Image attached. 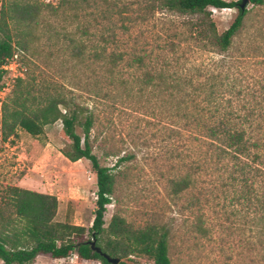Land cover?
<instances>
[{"label": "rangeland", "instance_id": "1", "mask_svg": "<svg viewBox=\"0 0 264 264\" xmlns=\"http://www.w3.org/2000/svg\"><path fill=\"white\" fill-rule=\"evenodd\" d=\"M9 1L0 0V13ZM31 1L57 6L62 0ZM81 1L95 16L116 6L108 12L112 19L100 20L105 32L117 31L118 45L111 48L128 58L147 50L160 55L170 41L182 44L173 56V69L194 80V86L180 96L140 87L134 79L140 75L137 68L126 67L115 78L100 62H80L65 36L78 23L76 9L69 6L58 16L46 9L40 28L33 29L29 52L14 57L17 73L55 81L63 93L95 108L94 153L118 176L116 194L105 213L106 226L115 213L138 227L149 222L167 225L174 264H264V5H248L243 31L231 50L221 55L206 51L204 43L191 38L190 16L169 12L159 3L151 7L154 0ZM123 7L121 16L118 10ZM209 9L220 32L238 15L237 8ZM12 29L16 41L21 33L15 25ZM13 74L6 72L1 81L2 99L12 93ZM206 79L220 90L211 102H206ZM198 81L204 92H199ZM95 93L101 99L91 97ZM231 108L248 121L253 140L259 143L255 151L261 159L245 161L247 177L239 168L242 165L206 159L208 146L190 126L195 119L215 118L214 112ZM62 128L61 122L49 125L42 137L19 129L9 141H3L0 131V197L9 185L56 195L58 221L90 228L97 209V177L90 161L72 162L63 155L67 141ZM78 132L83 134L80 128ZM127 156L131 158L116 166L119 158ZM194 165L200 167L194 174L196 185L173 197L171 179L193 172ZM130 259L152 264L143 256ZM30 264L103 262L73 253L62 259L40 255Z\"/></svg>", "mask_w": 264, "mask_h": 264}, {"label": "trees", "instance_id": "2", "mask_svg": "<svg viewBox=\"0 0 264 264\" xmlns=\"http://www.w3.org/2000/svg\"><path fill=\"white\" fill-rule=\"evenodd\" d=\"M84 1L90 4L88 0ZM250 1L255 6L264 5V0ZM156 3L169 12L190 16L187 30L191 38L204 43L206 51L221 55L227 54L233 47L235 39L243 31L248 12L247 8L241 7L242 0H154L151 1L152 6L150 3L146 6L154 7ZM83 4L81 0H62L57 6L40 5L31 0H11L3 5L0 13V92L3 89L1 81L7 72L3 66L15 55L29 52L33 29L40 28L46 9L58 16L68 6L76 9L78 23L74 31H67L65 36L69 39L72 55L80 62H100L106 68L105 72L115 78L126 67L137 68L140 75L134 79L140 87L175 91L180 96L187 92L189 86H194L191 77L173 69V56L182 44L170 41L163 45L160 55L154 56L153 51L147 50L128 58L123 51L111 48L118 45L117 31L113 28L105 32L100 20L112 19L108 12L116 6L101 10V14L95 16ZM209 7L237 8L238 15L227 30L220 32ZM125 10L123 7L118 13L122 16ZM13 25L21 33L16 41ZM198 85L199 92H204L203 83L198 81ZM60 87L55 81H46L41 75L18 77L11 95L4 99L0 97L1 136L3 141H9L18 136L19 129H24L34 137H42L47 126L62 122L61 135L67 143L61 152L72 162L90 161L92 172L97 177L95 218L90 228L70 221H58L59 198L56 195L9 185L0 197L2 264H30L40 255L62 259L73 253L85 260L112 264L93 249L92 240L104 253L120 258L119 264H151L131 260L130 257L135 255L146 257L152 264H174L170 256L171 229L167 225L149 222L138 227L120 213H115L106 226L105 213L116 194L118 176L113 168L103 166L94 153L91 138L97 121L95 108L73 96L69 97ZM219 95L220 90L212 80L206 79V102L217 99ZM91 97L101 99L99 93ZM214 113L215 118L195 119L190 123L197 138L208 146L206 159L223 158L237 166L242 165L238 167L247 177L249 171L246 170L245 161L258 162L261 159L260 153L255 151L259 143L253 140L252 132L246 125L248 121H244L234 108ZM79 128L83 134L78 132ZM129 158H119L116 166L119 167ZM199 168L194 165L191 167L193 172L188 171L171 179L173 197H179L196 185L194 174ZM88 235L91 238H87Z\"/></svg>", "mask_w": 264, "mask_h": 264}, {"label": "water", "instance_id": "3", "mask_svg": "<svg viewBox=\"0 0 264 264\" xmlns=\"http://www.w3.org/2000/svg\"><path fill=\"white\" fill-rule=\"evenodd\" d=\"M251 3L250 0H242L241 3V7L243 9H246L248 7V5ZM92 247L95 251H97L98 253H100L101 255H103L110 263L112 264H119L121 259L120 258H116V257H112L111 255L104 253L102 248L97 246L96 241L92 240Z\"/></svg>", "mask_w": 264, "mask_h": 264}, {"label": "built area", "instance_id": "4", "mask_svg": "<svg viewBox=\"0 0 264 264\" xmlns=\"http://www.w3.org/2000/svg\"><path fill=\"white\" fill-rule=\"evenodd\" d=\"M238 1V0H237ZM215 9V7H213V10ZM18 55H15V57ZM17 62L14 58L8 59V61L5 63V65L3 66V69H5L7 72L8 71H14V82L16 81V79L18 77H25L24 73H17ZM5 77V76H4ZM10 89V88H8ZM0 114H1V105H0ZM62 123V122H61Z\"/></svg>", "mask_w": 264, "mask_h": 264}]
</instances>
